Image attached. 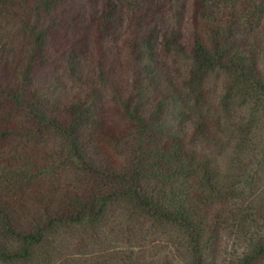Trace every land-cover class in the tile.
<instances>
[{"label": "trees", "instance_id": "16d2710c", "mask_svg": "<svg viewBox=\"0 0 264 264\" xmlns=\"http://www.w3.org/2000/svg\"><path fill=\"white\" fill-rule=\"evenodd\" d=\"M58 2L40 3L48 14ZM116 9L105 2L97 35L111 30ZM33 35L44 50L45 31ZM154 38H143L140 61L154 60ZM193 42L188 55L177 38H164L167 52L191 63L187 96L165 95L151 110L128 100L109 116L91 98L62 104L27 73L18 84L0 86V150L31 155L32 167L24 160L23 171L36 172L23 182L32 209L16 210L0 196V264H64L57 235L95 229L113 207L181 234L190 264H212L227 224L247 230L249 216H259L258 201L236 208L262 185L264 0H195ZM214 76L223 79L217 98L209 90ZM199 139L223 151L227 171L215 155L194 149L190 141ZM239 264H264V234L249 237Z\"/></svg>", "mask_w": 264, "mask_h": 264}, {"label": "rangeland", "instance_id": "374dc122", "mask_svg": "<svg viewBox=\"0 0 264 264\" xmlns=\"http://www.w3.org/2000/svg\"><path fill=\"white\" fill-rule=\"evenodd\" d=\"M41 1L0 0V86L18 84L27 73L41 91L60 103L91 98L109 116L128 100L151 110L165 95L182 100L187 96L191 63L186 56L167 52L164 38H177L191 53L195 0H111L117 7L115 19L103 35L96 34L95 25L107 0H58L48 14ZM36 30L46 33L44 50L35 47ZM148 35L155 37L154 60L140 61L137 51ZM222 83L215 76L210 80L212 98L218 97ZM175 109L174 104L169 108L170 119ZM258 136L264 139V119ZM190 144L198 153L215 155L218 165L228 170L223 151L209 141L191 140ZM30 156H22L12 146L0 150V196L16 210L32 209L23 184L26 173L29 177L36 173L23 171L24 160L32 165ZM226 176L229 182L230 174ZM258 179L261 188L238 201L236 209L255 200L259 216H249L246 231L229 224L222 228L212 264H239L247 254L249 237L264 234V170ZM56 239L64 264H190L189 254L181 248V234L133 218L119 207L110 209L95 229H64ZM2 242L16 248L8 239Z\"/></svg>", "mask_w": 264, "mask_h": 264}]
</instances>
